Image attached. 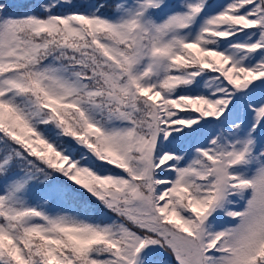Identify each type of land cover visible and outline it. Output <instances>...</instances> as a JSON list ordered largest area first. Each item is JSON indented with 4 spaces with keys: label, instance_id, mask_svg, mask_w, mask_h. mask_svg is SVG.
I'll return each mask as SVG.
<instances>
[{
    "label": "snow or ice",
    "instance_id": "1",
    "mask_svg": "<svg viewBox=\"0 0 264 264\" xmlns=\"http://www.w3.org/2000/svg\"><path fill=\"white\" fill-rule=\"evenodd\" d=\"M169 256L264 264V0H0V264Z\"/></svg>",
    "mask_w": 264,
    "mask_h": 264
},
{
    "label": "trees",
    "instance_id": "2",
    "mask_svg": "<svg viewBox=\"0 0 264 264\" xmlns=\"http://www.w3.org/2000/svg\"><path fill=\"white\" fill-rule=\"evenodd\" d=\"M29 2L35 3L37 2V0H29ZM93 2H101V0H73V3L76 5H82V4L93 3ZM107 2L112 3L114 2V0H107ZM212 2L223 3L224 0H212ZM107 11H110V9H108ZM168 259L171 261V264H175V261L172 257L169 256Z\"/></svg>",
    "mask_w": 264,
    "mask_h": 264
}]
</instances>
